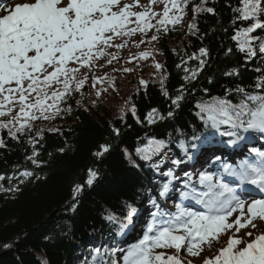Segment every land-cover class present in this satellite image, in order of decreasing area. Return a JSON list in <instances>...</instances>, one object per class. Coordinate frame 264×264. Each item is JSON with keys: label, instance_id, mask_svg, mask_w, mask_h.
Returning a JSON list of instances; mask_svg holds the SVG:
<instances>
[{"label": "trees", "instance_id": "1", "mask_svg": "<svg viewBox=\"0 0 264 264\" xmlns=\"http://www.w3.org/2000/svg\"><path fill=\"white\" fill-rule=\"evenodd\" d=\"M164 5L174 9L166 19L151 8L143 21L117 24L127 40L144 38L134 59L110 56L98 78L66 67L33 81L21 94L28 104L0 110V264H83L78 245L87 258L108 251L110 263L135 216L164 209L162 187L179 190L182 168L196 171L204 151L258 135L264 0ZM238 249L206 264H232ZM160 264L195 263L179 254Z\"/></svg>", "mask_w": 264, "mask_h": 264}, {"label": "rangeland", "instance_id": "2", "mask_svg": "<svg viewBox=\"0 0 264 264\" xmlns=\"http://www.w3.org/2000/svg\"><path fill=\"white\" fill-rule=\"evenodd\" d=\"M38 1H46V0H27L28 6L29 5H35ZM50 1V0H49ZM57 6V1L60 5V1H62V8L64 11H71L75 14H81L82 12H86V3L91 0H79V3H76L75 0H52ZM103 0H100L98 2H102ZM147 0H120V1H114L108 8L110 12L116 13L121 12L123 9H129L131 6L138 5L140 2H145ZM20 1L12 2V3H19ZM30 3V4H29ZM58 5V6H59ZM108 5V3H106ZM5 9L0 10V20L2 18H6L8 12L12 9V7L9 5V7L4 6ZM93 8V7H92ZM92 8L88 9L91 10ZM166 7L162 6L161 9H165ZM79 14V15H80ZM86 14V13H85ZM36 20H31L32 28L36 29L35 37L32 40H26L24 38V34L20 35L19 37L15 38L13 41V45L11 46V41L8 38H3L0 34V73L3 71L4 75H7L8 73L10 76L14 77V79L11 80V78L8 80V84H2L0 83V88L2 91L6 88H10L11 86L15 85V82L22 81L24 78L29 77V74L32 73L33 75L37 74L39 72V66L42 64L46 70H53L54 63H49L48 61V55L43 53L42 49L37 51H31L29 54L31 57L28 56V52L34 47H38V45L41 42V38L43 34L45 33V28H49L51 32L54 33L55 37L58 39L62 37V33L60 31V17L59 15H54L52 18H47L41 11L36 12ZM78 15V16H79ZM73 14L67 15L66 18H72ZM36 21H38L39 25H36ZM90 26L85 25V28H88L85 30V36L88 39L86 41L83 37L69 39L65 41L60 45V47L55 52H58L61 54L60 61L64 62H72L71 67L72 68H79L78 75H83L89 72V75L93 78H98L101 76H106V73H108V64H113L115 60H124V59H134L136 57L135 53L139 54L142 52H139L142 48V46H139L140 42H143L144 39H140L138 41H134L135 44L133 48L128 47V49H124L123 53L120 57L118 55L113 56L115 60L109 58L108 60H105L107 65L103 62H100V60H95V64L93 62H90L88 64H85L82 61L81 55L79 53V46L86 44L84 46V52L86 55L89 54V51L92 47H90L88 44L93 45L99 42H104L103 46L110 47L107 40L104 38H100L102 34L105 33L104 29H98L97 32L99 35L95 33V29L98 27H102L103 21L100 18L97 19H91ZM108 27L110 26L109 21ZM94 25V26H93ZM107 27V29H108ZM44 28V29H43ZM84 28V25L77 26V31H81ZM43 33V34H39ZM130 44V45H132ZM120 45V43H118ZM128 45V46H130ZM11 46V47H10ZM133 46V45H132ZM33 47V48H32ZM12 54L9 55V54ZM18 54V55H16ZM38 54V55H37ZM115 54V53H113ZM112 57V58H113ZM126 57V58H125ZM19 59V60H18ZM18 60V61H17ZM104 60V59H102ZM28 61V62H26ZM108 61V62H107ZM10 62V63H9ZM9 65L7 66V64ZM59 64V63H58ZM19 65H23L21 68H19ZM57 66V64H55ZM2 79V78H1ZM0 79V80H1ZM2 103L0 102V106ZM14 118V117H13ZM256 122L258 126H261L264 128V109L257 115ZM231 167H228L226 171L231 170ZM217 172L215 175H210L209 177H204L199 183L200 186L205 187H213L215 185H218L221 181V175ZM184 194V193H183ZM185 196V195H184ZM183 196V197H184ZM193 195L191 194V198ZM204 194L200 192L195 198V201L203 202L205 199L206 203L210 204L211 200L204 198ZM182 205H172L173 212L171 213V218L168 221L164 222L161 219L150 218L146 221V232L142 234L140 237V240L125 251L122 252V255L119 260V264H157V260H154L155 252L152 251V249H156L160 246H162V242H166L168 240H171L172 244H175L177 246H180L182 248L181 254L187 257L188 261L193 262L195 264H206V262L210 259H213L215 261H219V258H222L225 260L227 256H230V252H232V247H238L239 249L235 253L236 256L247 246L251 248L250 246L255 244L253 246V249L257 246V248L250 253V255L244 254L240 257L235 264H258L263 263L264 261H261V255L258 253L259 248H264V201L261 200H255L254 204L251 209H246L244 212L240 213L237 208L232 209L229 211L227 216H225L223 219H220L217 223H214L213 229H208L206 236H203L205 233L204 230H201L199 227L200 224H202V217L205 215H202L201 212H194L189 210L188 213L183 211L181 209ZM184 212V217L180 218L179 214ZM166 220V219H165ZM240 221V222H238ZM227 222V224L225 223ZM242 222V225H240ZM165 224V225H164ZM218 224V225H217ZM234 224V227H230L228 231L221 232L224 233L222 236H217L216 241L212 242L211 245L213 246V256H207L205 258L203 255L200 256L198 254L196 257H194L195 252L199 249V243H206L209 241L212 235H214L216 232H218L221 228L225 229L230 225ZM198 225V226H197ZM196 226L198 229H196ZM240 226H242V230L240 231ZM253 228V229H252ZM239 229V231L237 230ZM252 229V230H251ZM153 231V232H149ZM182 233H187L185 236H182ZM220 233V234H221ZM246 233H249L250 236H252L251 239H247ZM199 234V235H197ZM219 234V235H220ZM201 237V240H197L196 238ZM205 238V239H203ZM199 241L198 243L194 241ZM166 240V241H165ZM207 240V241H204ZM251 240H254L253 242ZM237 242V243H236ZM240 244H243V247ZM232 245V246H231ZM190 246V247H189ZM246 252V251H245ZM233 259L234 257L231 256ZM118 264V263H117Z\"/></svg>", "mask_w": 264, "mask_h": 264}, {"label": "bare ground", "instance_id": "3", "mask_svg": "<svg viewBox=\"0 0 264 264\" xmlns=\"http://www.w3.org/2000/svg\"><path fill=\"white\" fill-rule=\"evenodd\" d=\"M53 4H54V1H49V0H46V3L45 4H43L42 2H39L38 4H36V5L33 6V10L32 11H35L37 9L41 11L42 9H44L43 10V14L46 15L47 17H49V15L51 13L48 12V11H46L45 9H48V8L52 9L54 7ZM8 25H9L8 20L3 21L2 24H1V29L3 31H7L8 30V27H9ZM248 238L249 237H247V239ZM258 253L260 254V252H258Z\"/></svg>", "mask_w": 264, "mask_h": 264}]
</instances>
